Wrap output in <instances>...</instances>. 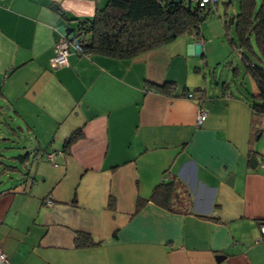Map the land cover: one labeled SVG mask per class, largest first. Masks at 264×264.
Here are the masks:
<instances>
[{
    "label": "crops",
    "instance_id": "1",
    "mask_svg": "<svg viewBox=\"0 0 264 264\" xmlns=\"http://www.w3.org/2000/svg\"><path fill=\"white\" fill-rule=\"evenodd\" d=\"M107 2L0 0V102L25 136L22 156L4 157L24 169L2 168L20 177L0 188V250L10 264H264V121L252 129L243 99L256 84L245 72L234 89L206 82V67L223 59L212 39L224 41L219 3L213 34L202 22L199 35L130 60L70 44L67 64L52 68L57 39ZM197 90L200 126L196 97L185 95ZM173 174L191 213L150 199ZM78 232L95 244L77 247Z\"/></svg>",
    "mask_w": 264,
    "mask_h": 264
},
{
    "label": "trees",
    "instance_id": "2",
    "mask_svg": "<svg viewBox=\"0 0 264 264\" xmlns=\"http://www.w3.org/2000/svg\"><path fill=\"white\" fill-rule=\"evenodd\" d=\"M255 3V0H238L237 13L233 17L232 14L225 13L222 17V28L229 44L235 51L240 52L245 73L256 84L257 96H252L250 91L245 89L243 99L252 111V129H259L258 125L264 121V0H259L258 5ZM216 4L206 5L189 0H108L106 5L96 10L94 15L75 18L76 27L67 36V40L80 55L130 60L164 46L181 34L199 35L200 24L215 14ZM230 17L234 20L235 38L228 37ZM235 73L236 69L234 75ZM214 82L219 85L216 80ZM228 86L230 88L225 81L221 83V87ZM197 92L194 94H200L204 100V90ZM4 128L8 129L9 135L0 133V141L4 136V140L12 144L6 145L7 148H15L13 145L16 138H11L17 135L18 127L6 123ZM80 136V131L75 132L66 140L64 148ZM4 167L9 170L13 166ZM1 171L7 170L1 169ZM150 199L170 211L191 213L188 190L175 174L167 182L156 185ZM146 201L139 198L137 207L142 206ZM90 244L95 243L87 232L77 233L75 238L77 247Z\"/></svg>",
    "mask_w": 264,
    "mask_h": 264
},
{
    "label": "rangeland",
    "instance_id": "3",
    "mask_svg": "<svg viewBox=\"0 0 264 264\" xmlns=\"http://www.w3.org/2000/svg\"><path fill=\"white\" fill-rule=\"evenodd\" d=\"M229 1L231 2L230 8H229L230 14L235 13L234 11L236 12L238 11L237 0H219L218 10H219L220 15L222 14L221 17H223V7H224L223 3H226ZM211 22H213V27H211L212 25ZM202 24L204 27H208V29H210L209 30L210 34H213L214 30L217 31V28H219L220 26L219 19L216 13L206 18V20H204ZM75 26H76V22H75ZM220 34L222 35V39L224 40L223 43H220V41L218 42L216 40V35H214L212 39L214 41L213 44H216L215 47L217 46L219 47V49H221L219 53L221 54L223 52V59L220 62H215L212 66H209V68L206 67L207 69L205 71L206 82L207 84H209V83H213L216 80L217 82H219V88H221V83L225 81L227 84L230 85V87L234 89L233 87L234 83L238 80H242V77L244 75L243 74V72H245L244 63L240 59L238 53L229 44L226 36L224 37L223 31H221V29H220ZM234 36H235L234 28L232 27V29H230L229 31L228 37L234 38ZM201 46L202 45H200V47ZM211 59H214L213 52L211 54ZM235 69L239 71L240 73L239 76L234 75ZM245 82H247V85H248V78H245ZM9 111L10 110L8 109V105H4L3 102H0V133H3L5 135H9L8 134L9 131L8 129L4 128L5 125H4L3 120H5L12 127H16L17 124L15 123H18V122L14 123V121L11 120L12 113H9ZM11 139H15V137ZM6 145H12V144L9 143L8 140L0 141V155L3 154L2 156H0V188H7V187H10L12 184L16 185L18 178L20 177L19 172L18 173L17 172L15 173L4 172L3 173L1 171L3 166L15 165V166H18L22 170L24 169L23 165L21 166L18 163L13 164L12 162H16L15 160L13 161L7 160V159H4V157H7V156L10 157V156H15L17 154H22L23 152L20 150H17V148L25 146V136L22 135L20 132H18V136L16 137L14 145H13L15 148L8 149Z\"/></svg>",
    "mask_w": 264,
    "mask_h": 264
},
{
    "label": "built area",
    "instance_id": "4",
    "mask_svg": "<svg viewBox=\"0 0 264 264\" xmlns=\"http://www.w3.org/2000/svg\"><path fill=\"white\" fill-rule=\"evenodd\" d=\"M189 1L199 2L201 4H206V5H212V4L214 5L219 0H189ZM199 45H201V42L199 43ZM69 46H70V42L69 40H67V36L63 35V37L57 39V41L54 43V56L51 61L52 68L54 69L60 68L67 64V54L69 52ZM186 97L187 98L196 97V100L198 102L197 103L198 110H197L195 124L196 126H200L207 117V112L204 107V100L202 99L200 94L197 95L194 93H188ZM48 158L51 159V155H48ZM262 164L264 165V160L262 161ZM259 231H260L259 240L264 241V222L260 223ZM0 264H10L5 254L1 250H0Z\"/></svg>",
    "mask_w": 264,
    "mask_h": 264
},
{
    "label": "water",
    "instance_id": "5",
    "mask_svg": "<svg viewBox=\"0 0 264 264\" xmlns=\"http://www.w3.org/2000/svg\"><path fill=\"white\" fill-rule=\"evenodd\" d=\"M56 10L59 11V7H56ZM73 30H74V28H72V27L67 28V29L65 30V36L70 35V33H71ZM3 122H4V125H6L7 122H6L5 120H3Z\"/></svg>",
    "mask_w": 264,
    "mask_h": 264
}]
</instances>
